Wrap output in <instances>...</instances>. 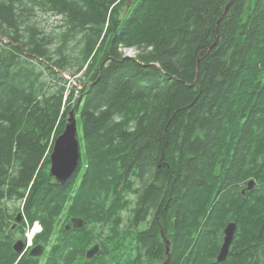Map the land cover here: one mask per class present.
I'll return each mask as SVG.
<instances>
[{"label": "trees", "instance_id": "obj_1", "mask_svg": "<svg viewBox=\"0 0 264 264\" xmlns=\"http://www.w3.org/2000/svg\"><path fill=\"white\" fill-rule=\"evenodd\" d=\"M229 1L0 0V264H162L164 239L166 264H264V0L220 18ZM71 109L81 158L60 183L49 155ZM37 220L43 254H17ZM98 225L114 238L88 260Z\"/></svg>", "mask_w": 264, "mask_h": 264}, {"label": "water", "instance_id": "obj_2", "mask_svg": "<svg viewBox=\"0 0 264 264\" xmlns=\"http://www.w3.org/2000/svg\"><path fill=\"white\" fill-rule=\"evenodd\" d=\"M234 0H230L220 18H222L225 13L228 11L230 5ZM219 22V21H218ZM217 39V38H216ZM216 42V40H215ZM213 43V45L215 44ZM81 158L80 151V142L78 139V125L77 119L74 113V110L71 109L68 112L66 122L62 132L56 137L53 142V147L49 155L50 161V174L55 178L57 182L63 183L67 181L73 173L76 171L79 165V161ZM254 185L253 180H249L247 183V188L252 189ZM22 215L18 213L16 215V221L12 225L14 228L18 222L21 221ZM83 226V219L81 217H72L70 218V223L66 224L65 228L69 230L71 227L73 229H79ZM236 222L229 221L223 228V237L222 242L219 247L218 253L216 255V260L221 262L225 261L228 257L230 246L232 244L235 232H236ZM165 243V255L167 258L162 262V264H166L169 257V244L170 241L164 239ZM26 245L21 239H17L13 244L14 251L22 255L26 250ZM101 245L100 243H95L90 246L86 252L85 257L88 260L93 259L100 253ZM44 252V246L42 244H36L28 250L29 256L39 257Z\"/></svg>", "mask_w": 264, "mask_h": 264}, {"label": "rangeland", "instance_id": "obj_3", "mask_svg": "<svg viewBox=\"0 0 264 264\" xmlns=\"http://www.w3.org/2000/svg\"><path fill=\"white\" fill-rule=\"evenodd\" d=\"M36 15H37L38 21L40 22L41 26L44 27L46 32H49L50 30L55 28L56 25H58L60 23V20H61V17L59 15H54V14H51L49 12L46 13L43 11H37ZM123 51L126 55H130V56L134 55L136 52L135 48H123ZM62 74L66 77V79L70 82V84H75L79 88L81 87V85L78 81V79L81 78L80 73H78L77 75L71 76L68 72L64 71V72H62ZM67 86H69V84ZM77 125H78V131L80 133L81 132L80 122H78ZM80 135H81V133H80ZM80 151H81V148H80ZM12 204H13V206L18 205V202H14V203L12 202ZM131 207H133V206H131ZM131 218H132V211L131 210H127V211L122 212V222L123 223H122V226H120L117 231L122 232V230L129 227L131 224ZM68 221L65 220L64 217H62L60 225L62 226L63 224H68ZM108 228L109 227H107V228L104 227L103 229H101V225H98V227L96 229H94V231H93V233L95 232L97 234V243H99V242L101 243L103 250H104L105 244L111 243L107 237L114 238L113 233L111 232V229H108ZM99 232L102 234L101 236L99 235ZM98 236H100L99 239H98ZM222 237H223V234H222ZM34 245L35 244H33L32 247Z\"/></svg>", "mask_w": 264, "mask_h": 264}, {"label": "clouds", "instance_id": "obj_4", "mask_svg": "<svg viewBox=\"0 0 264 264\" xmlns=\"http://www.w3.org/2000/svg\"><path fill=\"white\" fill-rule=\"evenodd\" d=\"M27 203V198L25 197L24 202L21 204L19 211L23 213L24 210V204ZM25 223L27 224L28 221L25 218ZM44 231V226L40 223L39 220L35 221L34 223L30 224L26 231L24 232L23 236L18 237L21 239L25 245L27 250L28 248H31L33 245V241L36 239V236Z\"/></svg>", "mask_w": 264, "mask_h": 264}, {"label": "flooded vegetation", "instance_id": "obj_5", "mask_svg": "<svg viewBox=\"0 0 264 264\" xmlns=\"http://www.w3.org/2000/svg\"><path fill=\"white\" fill-rule=\"evenodd\" d=\"M246 185H247V183H246ZM242 190H248V189L246 188V186H245L244 188H241V193L243 194ZM249 190H251V189H249ZM71 228H72V227H71ZM71 228H70V229H71ZM70 229H69V230H70ZM79 229H80V228H79ZM33 244H35V243H33Z\"/></svg>", "mask_w": 264, "mask_h": 264}, {"label": "bare ground", "instance_id": "obj_6", "mask_svg": "<svg viewBox=\"0 0 264 264\" xmlns=\"http://www.w3.org/2000/svg\"><path fill=\"white\" fill-rule=\"evenodd\" d=\"M151 92V91H150ZM79 97V96H78ZM235 107H236V105H234ZM237 106H239V105H237ZM140 107H142V106H140ZM133 108V107H132ZM139 109V108H138ZM235 109V108H234ZM254 109V108H253ZM139 111V110H138ZM240 116V115H239ZM236 117H238V116H236ZM237 119V118H236ZM237 121V120H236ZM134 191V190H133Z\"/></svg>", "mask_w": 264, "mask_h": 264}]
</instances>
